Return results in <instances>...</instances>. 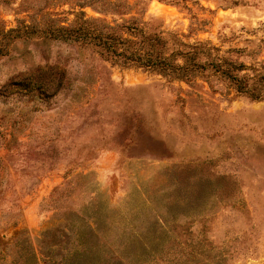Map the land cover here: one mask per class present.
Here are the masks:
<instances>
[{
  "label": "rangeland",
  "instance_id": "rangeland-1",
  "mask_svg": "<svg viewBox=\"0 0 264 264\" xmlns=\"http://www.w3.org/2000/svg\"><path fill=\"white\" fill-rule=\"evenodd\" d=\"M81 11L205 42L261 95L44 37ZM46 260L264 264V0H0V264Z\"/></svg>",
  "mask_w": 264,
  "mask_h": 264
},
{
  "label": "trees",
  "instance_id": "trees-1",
  "mask_svg": "<svg viewBox=\"0 0 264 264\" xmlns=\"http://www.w3.org/2000/svg\"><path fill=\"white\" fill-rule=\"evenodd\" d=\"M137 20L132 17L122 23L111 24L100 19L86 18L81 11L72 23L49 25L42 33H45V38L93 45L102 59L113 64L134 65L185 82L197 77L209 82L214 77L222 82H230L240 94L260 97V92H255L252 85L255 82L254 76L244 72L247 69L244 63L219 56L215 48L205 42L185 43V48L171 49L162 33L147 32L145 22L141 20L142 24H138ZM35 31L34 27L23 22L10 32L14 33L15 38H28ZM44 263L54 264L49 260ZM59 264H64V260Z\"/></svg>",
  "mask_w": 264,
  "mask_h": 264
}]
</instances>
